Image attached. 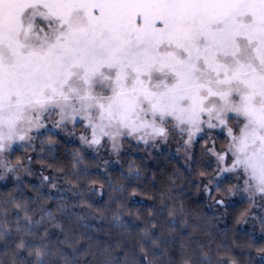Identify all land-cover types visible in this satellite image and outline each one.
<instances>
[{"label":"trees","instance_id":"16d2710c","mask_svg":"<svg viewBox=\"0 0 264 264\" xmlns=\"http://www.w3.org/2000/svg\"><path fill=\"white\" fill-rule=\"evenodd\" d=\"M204 145L200 138L191 170L168 150L136 145L102 170L51 132L16 148L11 161L32 172L0 183V264H264V215L255 233L240 227L246 198L221 206L220 220L202 197ZM232 188L223 180L213 194Z\"/></svg>","mask_w":264,"mask_h":264},{"label":"snow or ice","instance_id":"6c2138e0","mask_svg":"<svg viewBox=\"0 0 264 264\" xmlns=\"http://www.w3.org/2000/svg\"><path fill=\"white\" fill-rule=\"evenodd\" d=\"M31 32L46 43L25 52L19 38ZM154 70L175 83L161 81L151 90ZM100 77L114 81L118 96L143 93L164 107L191 98L193 120L210 113L205 101L213 97L237 98L257 117L264 0H0V126L5 113L13 122L25 104L45 103L42 85L54 83L68 100L75 79L91 85ZM237 83L244 93L234 90ZM225 111H216L221 125Z\"/></svg>","mask_w":264,"mask_h":264},{"label":"rangeland","instance_id":"374dc122","mask_svg":"<svg viewBox=\"0 0 264 264\" xmlns=\"http://www.w3.org/2000/svg\"><path fill=\"white\" fill-rule=\"evenodd\" d=\"M19 40L25 52L38 51L46 43L45 36L36 32L21 35ZM161 81L171 85L175 77L154 70L151 90H158ZM131 86L129 83L128 87ZM73 87L77 90L73 98L65 100L54 83L42 85L45 103L25 104L13 122L5 113L0 126V183L32 172L25 164L13 163L9 154L16 148L33 149L37 137L46 132L58 134L91 152L102 170L119 165L130 145L168 150L191 170L197 141L202 138V163L209 172L201 180L202 197L211 201L209 204L220 220L224 206L220 209L222 205L217 201L223 200L227 205L246 198L249 210L240 227L257 233L258 216L264 215V96H257L253 104L257 117L250 115L237 98L225 101L213 97L205 101L210 113L193 120L189 118L194 106L191 98L175 103L174 107H164L143 93L118 96L114 81L103 77L94 79L91 85L77 78ZM234 90L246 91L240 83ZM220 109H226L223 125L215 118ZM228 111L232 112L231 119L227 118ZM181 114L183 119L178 118ZM210 123L216 127H210ZM153 127L162 129V133L155 134ZM219 132L226 139L222 147L216 139ZM223 180L232 181L233 188L223 196L213 194Z\"/></svg>","mask_w":264,"mask_h":264}]
</instances>
